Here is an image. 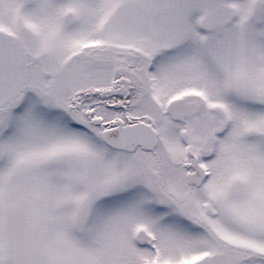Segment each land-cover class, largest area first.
<instances>
[{
    "label": "snow or ice",
    "instance_id": "snow-or-ice-1",
    "mask_svg": "<svg viewBox=\"0 0 264 264\" xmlns=\"http://www.w3.org/2000/svg\"><path fill=\"white\" fill-rule=\"evenodd\" d=\"M0 264H264V0H0Z\"/></svg>",
    "mask_w": 264,
    "mask_h": 264
}]
</instances>
